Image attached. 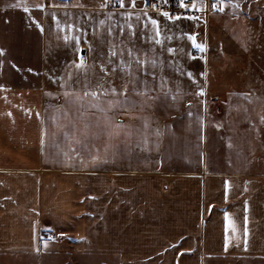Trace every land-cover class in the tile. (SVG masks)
I'll return each mask as SVG.
<instances>
[{"label":"crops","instance_id":"0c3cea01","mask_svg":"<svg viewBox=\"0 0 264 264\" xmlns=\"http://www.w3.org/2000/svg\"><path fill=\"white\" fill-rule=\"evenodd\" d=\"M67 2L83 3L87 11L127 10L111 9L115 0H109L107 9L99 7L102 0ZM234 2L240 8L225 3L224 12L217 13L238 17L264 7V0ZM132 11L142 14L143 9ZM9 13L14 12L6 11L0 23V50L6 57L13 47L8 35L15 26ZM39 13L34 24H21H33L35 81H13L15 74L25 77L29 67L15 64L13 58L0 59V264H74L73 256H100L101 264H264V101H196L207 91L205 80L202 86L198 80L206 75H178L196 84L187 93L192 100L155 102L145 108L156 110L149 114L154 121L150 141L160 147L152 145L149 154L127 150L124 133L107 132L103 165L95 170L92 138L78 139L54 129L56 107L47 101L45 84L46 28L40 24L45 17ZM148 16L158 19L164 30L158 45L172 48H192L187 34L203 43L202 33L210 24L208 16L196 21ZM220 24L219 29H225V23ZM94 38L91 29L86 50L81 41L77 49L75 41L69 52L73 56L74 51H85L90 85L98 77L107 93L113 86L123 88L124 72L101 69L95 76L89 58ZM105 41L103 37L96 45ZM54 76L71 77L61 72ZM159 83L165 89L173 84ZM201 88L203 94H198ZM108 104L103 108L125 109L120 102ZM218 109L231 113L223 118ZM144 156L150 164L143 167L136 158ZM127 157L134 158L130 165Z\"/></svg>","mask_w":264,"mask_h":264},{"label":"rangeland","instance_id":"374dc122","mask_svg":"<svg viewBox=\"0 0 264 264\" xmlns=\"http://www.w3.org/2000/svg\"><path fill=\"white\" fill-rule=\"evenodd\" d=\"M63 1L66 3H62ZM67 1L70 0H0V8L3 7V11L0 13V23L5 21L6 11L10 9L14 13H9V17L15 24L13 33L8 35L13 43V47H10L12 51L9 52L10 55H7L8 58L3 52L0 54V59L13 58L15 64L29 67V73L25 74V77L19 78L15 74L12 76L13 81L25 80L28 84L35 81L32 79L35 63V54L32 48L34 41L32 25L35 21V12L39 11L40 17L41 15L45 17L44 21L40 20V24L44 22L46 28L45 84L50 91L47 94V101L56 107L53 118L54 129L63 135L78 139L81 137L92 138L94 149L92 159L95 170L101 169L103 165L101 150L103 138L107 132L124 133L127 150L139 148L144 154H147L152 145L160 147L159 143L157 145L156 142L150 141L154 121L150 119L149 114L156 113V110L145 108H149L155 102L191 101V96L187 93L196 84L193 85L191 79L180 78L178 75H184L183 73L187 72H192L196 76L199 73L206 75V78H198V80L201 86L205 80L207 91L204 96L195 99L196 101H221L224 103L243 100L264 101V7L260 8V12L244 11L238 17L232 15L233 13L222 15L215 12L210 14L208 16L209 28L201 36L206 45L205 52L201 53L193 47L189 49L179 47L173 48L175 51L171 53L172 56L166 51L167 47H171L170 44L159 46L144 39L141 29L147 20L143 18L142 14L137 20V15L134 14L131 21L136 25V38L131 43L134 44L136 55L142 60L147 59V72L138 71L137 66L133 64L132 76H128L124 72L128 92L125 95L115 96L112 93H107L106 89L103 91V88L100 87L103 84L98 77H95L93 79L95 82L90 85L85 78L87 69L85 56H81L78 51H74L72 56L68 49L75 42L74 37L78 36L82 42V49L86 50L85 41L90 38L91 29H93L94 45L89 47V58L93 57V69L94 71L101 69L112 71L113 66L107 64L109 43L114 44L117 50L129 46L127 29L123 37L116 31L120 24H124L127 17L122 14H112L111 19L113 20L110 21L109 13H104L101 10L87 11L82 7L76 10L74 8L76 3ZM128 2L129 0L125 2L126 9H128ZM38 3L44 4L45 7L43 9L34 7ZM136 5V9L141 7L138 0H136ZM25 6L29 8L28 15L22 14ZM196 16L199 19H205L202 14ZM100 20H104L105 24L100 25ZM23 22L33 24H25L26 27H21ZM220 22L225 23V29H219ZM66 25H75V28L68 29ZM108 27L114 29L115 34L111 37L107 34ZM1 35L6 37L5 30H1ZM66 35L69 37L67 41L64 39ZM103 37L106 40L104 46L96 45L97 41L102 40ZM121 40L124 43H121ZM200 43L202 42L200 41ZM215 44H222V49L225 50L220 51V46ZM92 48L94 49L93 53ZM194 50L196 53H193ZM188 53L192 54L191 57ZM81 58L85 61L86 68L77 69L74 62ZM123 59L125 61L129 59L126 52ZM114 61L115 71L112 72L122 73L120 58L115 57ZM153 61L155 64L152 63ZM12 65L14 64L12 63ZM15 70L16 66L13 72ZM58 72L68 73L71 77L56 78L54 75H57ZM96 74L97 71H95V76ZM162 74L167 77L165 79L158 78ZM142 80L146 81V84L141 83ZM163 80H171L173 83L171 88L169 86L167 89L162 87L159 81ZM92 91L97 92L96 97L91 95ZM138 92L141 94H137ZM117 102L123 103L125 109L117 111L103 108L108 106V103L113 105L112 103ZM208 112L214 113L213 110ZM215 112H219L223 118H228L231 113L230 110L222 109ZM136 159L143 167L150 164V158L147 156ZM133 160V157H127L126 164L130 165ZM72 260L74 264H101L100 256L91 258L73 256Z\"/></svg>","mask_w":264,"mask_h":264},{"label":"snow or ice","instance_id":"6c2138e0","mask_svg":"<svg viewBox=\"0 0 264 264\" xmlns=\"http://www.w3.org/2000/svg\"><path fill=\"white\" fill-rule=\"evenodd\" d=\"M169 2V0H163V3L167 4ZM116 5H118V7L120 9H125V0H115ZM225 3H227L228 5H230L233 9H238L240 8V4L234 2V0H213V2L211 3V9L216 11H220V12H224L225 10ZM108 4H109V0H102V2L99 4V7L101 9H107L108 8ZM177 5L178 8L180 9H184V10H192L195 9L196 11H203L204 8L206 7L205 4H203L202 2L198 3L197 0H177ZM75 7H84L83 4H77L74 5ZM34 7L39 8V9H43L45 7L44 4H35ZM137 5L135 0H129L128 2V9L122 12V15H124L125 17H127V19L124 21V24H120L118 26V29H116V31H118L121 35V37H123L126 29H127V33H128V37H129V46L124 48V49H120L117 50L116 46L114 44L109 43V48H108V59H107V64L108 65H112L113 67L111 68L112 71H115V61L113 58L115 57H119L120 58V70L122 72H125L126 75L128 76H132L133 72H132V68H133V64H135L137 66L138 71H143V72H147V64L148 61L147 59H140V57L138 55H136V51H135V47L134 44H132L131 42L135 40L136 38V25L131 21V17L136 14L137 15V20H139V15L140 13H134L132 11V9H136ZM148 8L147 3H145L143 5V9L144 11H142V15L147 17V22L144 24L143 28L141 29V35L144 37V39L146 41H148L149 43L154 42L155 44H162V41L160 39L162 32L164 30H162L160 28V21L156 18H153L152 16H148V12L146 11V9ZM152 8L155 9L158 13H160L163 17L167 18V20L170 21H178L180 20L182 15H185V13L182 12H177L176 14H172L170 11H162L161 8L158 6V4L153 3ZM24 11L28 12L29 8L27 6L24 7ZM112 13L108 14V18L111 19ZM187 19H192V20H197L199 19V17L195 16V15H191V16H186ZM58 26L59 22H57ZM100 25H104L105 21L104 20H100L99 21ZM126 25V28H125ZM150 25V28H149ZM66 27L68 29H74L75 25H66ZM107 34L109 37L113 36L114 33V29L112 27H108L107 28ZM187 38L192 42V46L196 49H198L201 53L205 52L206 50V45L204 43H197L194 35L193 34H187ZM65 41H67L69 39V37L66 35L64 37ZM75 41H76V46L77 49L79 48V43H80V38L78 36L74 37ZM167 39H171V37H167ZM121 43H124L123 40H121ZM3 50H0V54H2ZM166 51L168 53H174V49L172 47H167ZM125 52L127 53L128 56V60L125 61L123 59V56L125 54ZM188 55L191 57V53H188ZM202 59L204 58L203 56L201 57ZM153 64H155V61L152 62ZM75 64V68L77 69H83L86 68V64L85 61L83 60V58H81L79 61L74 62ZM179 71V69H177ZM154 75V73H153ZM189 75H191L189 73ZM141 83L146 84V81H141ZM111 93L115 96H121V95H125L128 92V85H124L123 88L121 89H117L115 86H113L111 88ZM203 88H201L199 90L198 94H203ZM137 94H141V93H137ZM67 95V93H66ZM87 95V93H86ZM91 95L93 97L97 96V92L92 91ZM175 98V97H173ZM189 115H191V113H189ZM227 185V182H226ZM49 239H51V237H49ZM45 247H47V242H45Z\"/></svg>","mask_w":264,"mask_h":264},{"label":"built area","instance_id":"2783aa9c","mask_svg":"<svg viewBox=\"0 0 264 264\" xmlns=\"http://www.w3.org/2000/svg\"><path fill=\"white\" fill-rule=\"evenodd\" d=\"M140 4H141V8L143 9V5L145 3H147L148 8L146 9V11L148 13L151 14H160L158 13L155 9L152 8L153 3L158 4V6L161 8L162 11H170L172 14H176L177 12H182L185 13V15L182 16H191V15H198V14H202L204 16H209L212 13L218 12V10L214 11L211 9V3L213 2V0H197L198 3L202 2L203 4L206 5V7L204 8L203 11H196L195 9H192L190 11L188 10H184V9H180L178 8L177 5V0H169V2L167 4L163 3V0H139ZM46 5H49L48 3H46ZM111 9H117L118 5H116V3H112L110 5ZM144 11V9H143ZM54 238V236L52 237Z\"/></svg>","mask_w":264,"mask_h":264},{"label":"water","instance_id":"95a60500","mask_svg":"<svg viewBox=\"0 0 264 264\" xmlns=\"http://www.w3.org/2000/svg\"><path fill=\"white\" fill-rule=\"evenodd\" d=\"M80 54H81L82 56H84L85 51H84V50H81Z\"/></svg>","mask_w":264,"mask_h":264}]
</instances>
